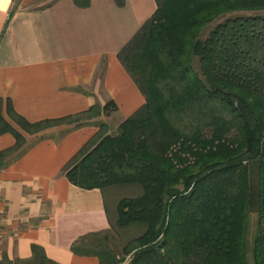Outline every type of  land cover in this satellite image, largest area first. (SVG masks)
<instances>
[{
  "label": "trees",
  "instance_id": "16d2710c",
  "mask_svg": "<svg viewBox=\"0 0 264 264\" xmlns=\"http://www.w3.org/2000/svg\"><path fill=\"white\" fill-rule=\"evenodd\" d=\"M118 55L146 100L114 133L102 120L64 167L105 192L111 221L73 251L100 264H250V252L264 264V0H157ZM117 109L110 99L35 122L13 115L37 133ZM6 131L16 142L0 150V169L28 142L0 98ZM10 264L61 263L34 244L31 259Z\"/></svg>",
  "mask_w": 264,
  "mask_h": 264
},
{
  "label": "crops",
  "instance_id": "0c3cea01",
  "mask_svg": "<svg viewBox=\"0 0 264 264\" xmlns=\"http://www.w3.org/2000/svg\"><path fill=\"white\" fill-rule=\"evenodd\" d=\"M157 8V0H0L2 113L28 139L0 169V260H28L33 245L61 264H100L73 251L86 234L111 228L107 196L73 183L65 165L105 120L123 121L146 100L118 52ZM114 99L119 109L79 126L30 133L13 111L35 122ZM0 133V150L13 146Z\"/></svg>",
  "mask_w": 264,
  "mask_h": 264
},
{
  "label": "rangeland",
  "instance_id": "374dc122",
  "mask_svg": "<svg viewBox=\"0 0 264 264\" xmlns=\"http://www.w3.org/2000/svg\"><path fill=\"white\" fill-rule=\"evenodd\" d=\"M122 123L119 122V121H112V128L110 127L109 128V131L114 133L118 130L120 124ZM255 218H256V215L255 213L252 214L251 216V235H250V241H251V244H252V239H253V236H254V233H255ZM118 249V252L121 253V245L117 248ZM249 259H250V264H253V256H252V253L250 252L249 254ZM127 262L125 263H122V264H126Z\"/></svg>",
  "mask_w": 264,
  "mask_h": 264
}]
</instances>
